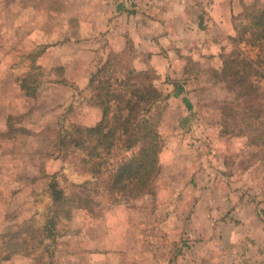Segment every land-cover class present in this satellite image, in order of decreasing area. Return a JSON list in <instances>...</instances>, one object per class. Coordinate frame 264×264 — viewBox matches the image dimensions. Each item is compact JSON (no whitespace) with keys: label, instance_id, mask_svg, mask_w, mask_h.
Returning a JSON list of instances; mask_svg holds the SVG:
<instances>
[{"label":"rangeland","instance_id":"rangeland-1","mask_svg":"<svg viewBox=\"0 0 264 264\" xmlns=\"http://www.w3.org/2000/svg\"><path fill=\"white\" fill-rule=\"evenodd\" d=\"M169 1L154 14L171 13L177 32L184 19ZM203 1L186 25L206 30L191 40L206 49L172 58L160 79L169 98L156 110L152 190L113 201L94 188L84 153L61 144L101 117L89 85L106 59L94 64V0H0V264H264V46L249 42L264 0ZM63 37L81 41L82 58L74 47L39 58ZM111 55L146 71L132 46ZM52 180L68 199L86 191V209L66 204L69 218L48 223Z\"/></svg>","mask_w":264,"mask_h":264},{"label":"trees","instance_id":"trees-1","mask_svg":"<svg viewBox=\"0 0 264 264\" xmlns=\"http://www.w3.org/2000/svg\"><path fill=\"white\" fill-rule=\"evenodd\" d=\"M252 28L250 44L263 47L264 16H257L251 23ZM251 66L249 64V68ZM238 74L236 71L235 75ZM160 83L153 70H135L123 58L109 55L89 79L94 106L101 111L100 120L93 127H74L75 135H66L61 140L65 150L73 147L84 153L82 161L89 164L94 188L101 187V195L107 199L115 201L114 198L119 196L135 199L152 190L151 182L158 174L157 159L161 149L156 110H160L161 104L169 98L160 90ZM178 95L176 93L174 97ZM248 114H256L257 119L262 115L259 109L248 111ZM263 136L264 132L260 130L256 138ZM118 152L123 154L116 156ZM128 152L131 155L125 158L123 155ZM85 184L88 182L72 187L84 189ZM49 196L52 216L48 223L56 221L60 214L69 218L68 211H63L66 204L68 208L73 204L76 208L86 209L90 202L86 191L76 192L75 198L68 199L54 180L49 184ZM51 229L47 225L48 237H53Z\"/></svg>","mask_w":264,"mask_h":264},{"label":"crops","instance_id":"crops-1","mask_svg":"<svg viewBox=\"0 0 264 264\" xmlns=\"http://www.w3.org/2000/svg\"><path fill=\"white\" fill-rule=\"evenodd\" d=\"M176 1L177 10L172 14L178 13L184 21L177 32H172L168 20V14L171 13L168 12L165 19L163 15L154 14L158 6L156 0H94V40L93 43L89 41L94 47V64L99 58L124 52L128 46H132L135 51L134 64L136 60L140 70L151 69L161 80L171 77L172 58H184L195 54L196 50L206 49L204 40L191 42L195 35L200 37L206 30L186 25L189 11L194 12V0ZM203 2L201 0L200 3ZM63 40L64 37L59 42L51 43L39 58H64L69 55L67 50L72 47L78 51L76 57H72L82 58L81 41ZM165 86L162 83L160 90ZM166 93L171 94L170 90Z\"/></svg>","mask_w":264,"mask_h":264}]
</instances>
